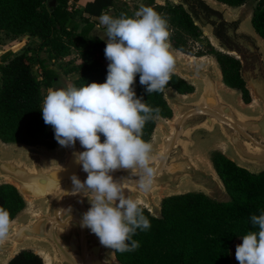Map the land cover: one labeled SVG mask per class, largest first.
I'll return each instance as SVG.
<instances>
[{
	"label": "water",
	"instance_id": "1",
	"mask_svg": "<svg viewBox=\"0 0 264 264\" xmlns=\"http://www.w3.org/2000/svg\"><path fill=\"white\" fill-rule=\"evenodd\" d=\"M171 1L184 7L220 52L240 61L241 78L254 106L242 102L224 83L218 62L186 58L170 50L175 58L172 73L192 84L195 91L187 95L172 87L165 91L173 116L157 118L150 154L154 183L145 193L134 182L141 174L139 169L110 173L114 181L126 183V195L140 200L155 218L162 217V201L172 196L200 192L219 202L229 200L212 160L205 158L211 144H220L223 154L237 166L253 174L264 172V38L249 25L252 13L233 15L229 10L233 7L217 0L222 5L212 0ZM25 148H9L0 139V186H14L33 206L12 221L7 238L0 241V264H8L26 250L38 255L43 251L49 264H120L116 250L103 246L90 229L80 226L83 213L91 206L84 193L67 194L73 191V175L81 182L87 178L73 155L85 151L79 141L74 147L59 145V152L49 156L37 147ZM224 195L228 200H220ZM235 242L230 249L231 264H239L235 252L242 243Z\"/></svg>",
	"mask_w": 264,
	"mask_h": 264
},
{
	"label": "trees",
	"instance_id": "2",
	"mask_svg": "<svg viewBox=\"0 0 264 264\" xmlns=\"http://www.w3.org/2000/svg\"><path fill=\"white\" fill-rule=\"evenodd\" d=\"M71 0H0V31L12 35H28L39 40V49L56 60L75 52L77 60H69L65 71L72 86L80 88L92 82L104 83L107 66L103 61L104 40L93 35L94 25L80 21L70 9ZM77 2L79 0H73ZM97 1V0H96ZM169 25L170 45L185 54L202 57L214 54L222 71L224 83L242 93L246 104L252 98L241 78L240 61L232 55L217 51L208 42L204 50H193V44L203 31L196 25L183 6L158 4L147 0ZM236 8L248 0H217ZM51 3V8L49 7ZM251 24L264 38V0H258ZM40 70V71H39ZM41 78V79H40ZM59 72L45 58L34 52L10 53L0 63V139L30 147L55 149L52 126L42 118V86L53 88ZM172 87L182 95L192 94V84L176 74L163 92L148 94L135 77L133 88L137 98L151 108H159L158 117L171 118L173 111L165 99V91ZM157 116L146 122L142 139L150 142L157 125ZM101 135L103 143L105 137ZM214 168L221 178L229 200L219 202L204 193L190 192L162 201V217L155 218L140 206L149 219L151 228L137 230L133 239L140 247L135 251H115L120 264H231L232 244L250 231H258L250 216L264 211V172L253 174L237 166L222 152L211 155ZM27 203L18 190L9 184L0 186V206L10 213L13 221ZM8 264H45L43 258L31 250L17 254Z\"/></svg>",
	"mask_w": 264,
	"mask_h": 264
},
{
	"label": "clouds",
	"instance_id": "3",
	"mask_svg": "<svg viewBox=\"0 0 264 264\" xmlns=\"http://www.w3.org/2000/svg\"><path fill=\"white\" fill-rule=\"evenodd\" d=\"M98 20L106 29V82L49 88L40 111L61 147H74L78 140L85 149L73 155L87 178L81 182L73 175V191L67 193H84L91 205L80 226L90 229L107 248L135 251L140 244L133 236L138 229L149 230L151 223L138 202L126 195V183L114 181L110 173L139 169L141 174L134 181L138 189L145 193L151 189L152 145L142 139V130L154 114L158 117L160 109L137 98L133 85L139 74V83L148 94L163 92L175 58L168 42V21L151 7L141 5L134 17L121 14L116 18L102 12ZM100 134L105 137L103 143ZM250 221L258 231L242 237L235 258L239 264H264V211L251 215ZM11 223L9 211L0 206V241L7 238Z\"/></svg>",
	"mask_w": 264,
	"mask_h": 264
},
{
	"label": "rangeland",
	"instance_id": "4",
	"mask_svg": "<svg viewBox=\"0 0 264 264\" xmlns=\"http://www.w3.org/2000/svg\"><path fill=\"white\" fill-rule=\"evenodd\" d=\"M158 4L163 3H170L174 4V1L171 0H157ZM147 0H82L74 2L73 0L70 1V9L73 10V13L77 16L80 21L84 23H92L94 25V30L92 32L93 35H96L104 40H107L105 35V27L100 25L98 17L101 15L102 12H108L113 17H120L121 14H125L127 17H134L136 11L139 10L140 6H147ZM258 5V0H248L245 5L236 8H229L233 15L239 14L241 11L250 12L253 14L255 8ZM252 26L251 23H249ZM203 34L200 39H198L193 44V50H204L205 45L210 42L217 51H220L217 46L215 45L213 39L210 35L205 31L202 30ZM169 42V41H168ZM106 44V42H105ZM171 46V45H170ZM39 40L30 37L28 35H12L6 34L3 31H0V63L3 60V57L8 56L10 53L16 55L21 52H34L36 58L42 57L47 60V62L52 65L53 68L57 69L59 72V78L57 79L56 85L52 89L57 88H67L72 86L73 82L69 75L65 73L68 70L69 66H66V63L69 60H77V56L75 52H69L65 54L62 60H56L52 56L48 54L47 51L40 50L39 48ZM171 51L177 52L178 50L174 49L172 46L170 47ZM178 54L184 57H193V58H201L204 60H212L213 62H217L216 57L214 54H208L202 57L192 56L180 51L177 52ZM103 61L105 65L108 67L109 61L105 57V53H103ZM40 71V70H39ZM41 79V78H40ZM235 93L240 97L242 100V93L241 91L234 89ZM48 89L44 86L41 88V94L44 98L46 97ZM243 102V100H242ZM250 105L254 106V101ZM152 147L155 145V134L152 136L150 142ZM6 145V144H4ZM7 147L9 148H19V149H26L25 145L18 144V143H7ZM40 150L44 152L45 155H53L59 152V144L57 142V146L55 149H48L46 147L38 146ZM215 151H220L224 153V149L220 144L214 143L206 147L205 150V158L207 161L211 160V155ZM220 200H228L227 196H221ZM135 201L138 202L139 206H143V203L136 199ZM33 208L31 204H27L24 212L29 211ZM242 243V238L236 240L235 244Z\"/></svg>",
	"mask_w": 264,
	"mask_h": 264
},
{
	"label": "bare ground",
	"instance_id": "5",
	"mask_svg": "<svg viewBox=\"0 0 264 264\" xmlns=\"http://www.w3.org/2000/svg\"><path fill=\"white\" fill-rule=\"evenodd\" d=\"M212 1H214V0H212ZM216 4H218V5H222L221 3H218V2H216V1H214ZM231 10V9H230ZM170 50H171V48H170ZM178 52V51H177ZM225 87V86H224ZM40 253V255L43 257V259H44V262H45V264H49L48 263V260H47V257H46V255L44 254V252L43 251H40L39 252Z\"/></svg>",
	"mask_w": 264,
	"mask_h": 264
},
{
	"label": "crops",
	"instance_id": "6",
	"mask_svg": "<svg viewBox=\"0 0 264 264\" xmlns=\"http://www.w3.org/2000/svg\"><path fill=\"white\" fill-rule=\"evenodd\" d=\"M79 1H81V2H82V0H79Z\"/></svg>",
	"mask_w": 264,
	"mask_h": 264
}]
</instances>
